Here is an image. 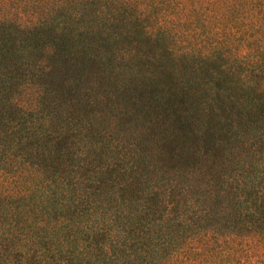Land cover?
Wrapping results in <instances>:
<instances>
[{
    "label": "trees",
    "instance_id": "trees-1",
    "mask_svg": "<svg viewBox=\"0 0 264 264\" xmlns=\"http://www.w3.org/2000/svg\"><path fill=\"white\" fill-rule=\"evenodd\" d=\"M177 257L264 264V0H0V264Z\"/></svg>",
    "mask_w": 264,
    "mask_h": 264
},
{
    "label": "rangeland",
    "instance_id": "rangeland-1",
    "mask_svg": "<svg viewBox=\"0 0 264 264\" xmlns=\"http://www.w3.org/2000/svg\"><path fill=\"white\" fill-rule=\"evenodd\" d=\"M118 71H120V69H118L117 70V72ZM116 72V73H117ZM115 76L116 77H124L125 78V76H127V77H130V75H128V73H125V72H119V73H117V74H115ZM139 78H141V77H138L137 79H139ZM136 81V80H135ZM114 83V82H113ZM115 84V83H114ZM90 85V87H91V90H87V89H84L83 90V92L85 93V94H89V95H91L92 97H94L95 95H97L99 92H102V90L101 89H99V87H98V85H93V84H89ZM138 94V92L136 93V95ZM92 99V98H91ZM86 102H87V99H85V100H81V102H80V106H83V105H86ZM117 102L118 103H120V100H117ZM130 105H132L131 103H130ZM80 106H77V105H75L74 107H73V110H75V109H78V108H80ZM94 104H92L91 106H89V107H87V109L85 110V112H86V115H92V113H91V110L94 108ZM64 113H69L68 111H65ZM136 114V111H134L132 114H131V119H134L133 120V122H130L129 124H125V127L127 126V127H131V126H133V124H137L138 126V129H140L141 127H142V122L144 121V123H145V120H144V117H145V115L143 114V117H141V115H135ZM135 115V116H134ZM129 117H128V119H130ZM104 124L105 123H107L106 121L105 122H103ZM122 126V128L124 127V124H122L121 125ZM130 127H129V129H130ZM146 127H148V124H147V126ZM121 128V127H120ZM119 128V129H120ZM145 139V138H144ZM219 148V147H218ZM217 152H220V150H218ZM214 154L218 157V159L221 157V153H216V152H214ZM171 264H184L182 261H181V258H175L173 261H171Z\"/></svg>",
    "mask_w": 264,
    "mask_h": 264
}]
</instances>
